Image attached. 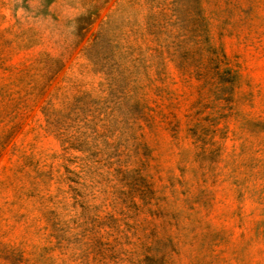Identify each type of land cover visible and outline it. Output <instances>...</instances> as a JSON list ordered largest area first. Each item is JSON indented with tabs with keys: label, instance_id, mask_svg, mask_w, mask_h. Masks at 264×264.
I'll use <instances>...</instances> for the list:
<instances>
[{
	"label": "rangeland",
	"instance_id": "374dc122",
	"mask_svg": "<svg viewBox=\"0 0 264 264\" xmlns=\"http://www.w3.org/2000/svg\"><path fill=\"white\" fill-rule=\"evenodd\" d=\"M0 264H264V0H0Z\"/></svg>",
	"mask_w": 264,
	"mask_h": 264
}]
</instances>
